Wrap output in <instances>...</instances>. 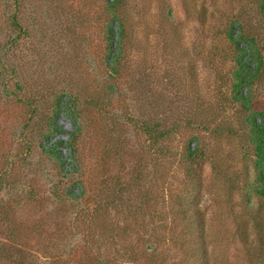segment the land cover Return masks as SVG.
Listing matches in <instances>:
<instances>
[{"label": "rangeland", "instance_id": "1", "mask_svg": "<svg viewBox=\"0 0 264 264\" xmlns=\"http://www.w3.org/2000/svg\"><path fill=\"white\" fill-rule=\"evenodd\" d=\"M112 1L0 0V178H5L0 185V230H20L21 241L43 261L51 254L57 264H69L78 254L81 231L92 219L89 213L78 218L72 214L74 206L80 210L79 201L58 202L51 193L55 185L61 186L60 194L66 188L77 195L81 181L95 190L101 177L131 170L138 162L145 137L123 118L168 116L170 126L184 116L201 115L198 94L216 99V91L228 89L230 63L219 71L211 68L203 21L186 6H194L197 13L201 7L216 10L215 16L224 19L232 10L241 12L255 30L260 28L253 0H124L121 10L127 13L132 38L121 68L113 73L107 32L112 25L117 30L118 23L111 24ZM13 14L25 34L11 29ZM234 28V33L240 30L237 22ZM111 81L116 85L108 90ZM93 95L121 123L112 125L106 112L86 106ZM71 97L84 104L81 114L67 105ZM55 103L60 104L56 111ZM202 106L203 116L208 115ZM220 118L235 119V109L228 108ZM179 129L176 146L193 132L184 125ZM73 135H79L78 153L71 145ZM203 139L209 150L217 148L211 132ZM192 141L194 146L197 141ZM116 149L121 150L119 156ZM232 154L237 179L242 180L245 156L240 149ZM223 159L232 163L227 156ZM73 167L82 179L63 178L62 172ZM221 177L212 162L205 161L202 209L208 219L211 264H262L259 246L253 243L249 249L241 238V227L247 228L250 241L255 235L246 200L240 192L227 196ZM84 203L81 208L89 205Z\"/></svg>", "mask_w": 264, "mask_h": 264}, {"label": "trees", "instance_id": "2", "mask_svg": "<svg viewBox=\"0 0 264 264\" xmlns=\"http://www.w3.org/2000/svg\"><path fill=\"white\" fill-rule=\"evenodd\" d=\"M123 1L110 2L111 24L118 23L117 30L112 25L107 32L110 51L114 52L113 73L121 68L132 38L127 13L121 10ZM253 5L260 19L258 30L241 18V12L232 10L224 19L215 16L216 10L201 7L197 13L194 6H186L191 15L203 21L210 39L206 60L211 68L219 71L223 64L230 63L226 72L230 80L226 92L220 88L216 91V99L215 96L197 95V101L202 102L201 110L205 104L208 115L203 116L201 111V115L184 116L170 126L168 116L159 120L150 116H132L131 119L126 116L123 121L141 129L145 137L144 150L131 170H118L101 177L95 190H89L80 180L77 195L66 188L65 194L62 190L60 194L57 191L61 186L55 185L51 193L58 202H80V210H75L74 206L72 214L77 218L86 213L92 215L89 225L81 231L83 234L76 246L78 254L68 261L69 264H211L208 219L202 209L205 161L212 162L222 176L227 196L240 192L246 200V213L254 221L255 235L250 241L247 228L242 230L241 227V238L249 249L253 243L259 246L264 264V102H261L264 96V0H253ZM9 21L12 30L26 33L16 14L9 17ZM236 22L240 30L234 33ZM11 41L16 40L11 38ZM243 42L245 47L241 46ZM106 85L111 90L116 82ZM99 98L93 95L85 105H94L106 112L112 125L121 123L116 116H111L114 114L105 111V104ZM68 104L74 112L82 113L84 104L77 97H71ZM58 105L55 103L53 110L56 111ZM228 108L235 109V119H218ZM181 125L193 132L187 134L181 146H176L174 135ZM38 130L39 133L44 131ZM208 132L218 144L214 151L207 148L203 139ZM78 136L71 137L75 153L80 150ZM192 139L197 141L194 146ZM238 149L246 159L242 165V180L237 179L239 170L232 159L235 157L232 153ZM114 151L117 156L121 154V150ZM226 156L232 163H228V159L224 161ZM75 166L79 169V163ZM77 169L64 170L63 178L80 176L82 179ZM0 179V185L5 184V178L1 176ZM83 202L89 205L81 208ZM66 210L62 213L65 217L68 216ZM3 213L0 207V216ZM19 231L12 227L0 230V235L6 239L0 238V264H44L49 260L50 264H57L51 254L47 253L44 262L39 254L28 249ZM10 239L19 242L14 245L8 241Z\"/></svg>", "mask_w": 264, "mask_h": 264}]
</instances>
